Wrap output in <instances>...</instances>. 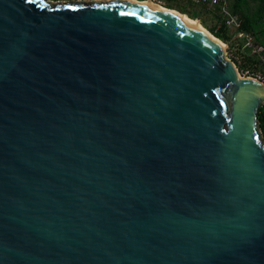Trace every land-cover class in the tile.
<instances>
[{
    "label": "water",
    "instance_id": "obj_1",
    "mask_svg": "<svg viewBox=\"0 0 264 264\" xmlns=\"http://www.w3.org/2000/svg\"><path fill=\"white\" fill-rule=\"evenodd\" d=\"M264 82L136 0H0V264H264Z\"/></svg>",
    "mask_w": 264,
    "mask_h": 264
},
{
    "label": "trees",
    "instance_id": "obj_2",
    "mask_svg": "<svg viewBox=\"0 0 264 264\" xmlns=\"http://www.w3.org/2000/svg\"><path fill=\"white\" fill-rule=\"evenodd\" d=\"M250 0H232L233 11L235 14H239L243 19V29L249 31L255 36L257 41H260L264 44V35L261 31H258V26L256 21L250 14L249 7ZM191 5L187 9H181L180 12L187 14L189 17L194 19H199L201 23L217 38L221 39L230 46V35L228 33L229 29L225 25V22L222 21L220 14L216 9L209 8L205 5H196L190 1ZM166 6V5H165ZM171 8L170 6H166ZM260 7L264 9V0H260ZM209 18H214L216 22H219L220 26L209 24ZM262 35V36H261ZM259 43V42H258ZM247 48V47H246ZM232 60L237 64L241 73L249 70V73L253 76H256L259 73V69H264V62L258 55L252 54L251 49L248 48L242 58L238 59L232 57ZM262 80V79H261ZM264 81V80H262ZM258 123L261 133L264 138V102L261 104L258 111Z\"/></svg>",
    "mask_w": 264,
    "mask_h": 264
},
{
    "label": "built area",
    "instance_id": "obj_3",
    "mask_svg": "<svg viewBox=\"0 0 264 264\" xmlns=\"http://www.w3.org/2000/svg\"><path fill=\"white\" fill-rule=\"evenodd\" d=\"M139 2L149 1L156 4H163V0H136ZM163 1V2H162ZM193 4L196 5H205L209 8L216 9L220 14L222 21L225 22V25L228 29L234 30V35L237 38H242L245 41V46L251 49L252 54L258 55L262 61H264V46L260 43H257L254 40V36L251 32L243 29V19L239 14H235L233 11L232 0H190ZM245 76H253L249 73V70H246L242 73ZM258 79H262L261 74H257Z\"/></svg>",
    "mask_w": 264,
    "mask_h": 264
},
{
    "label": "rangeland",
    "instance_id": "obj_4",
    "mask_svg": "<svg viewBox=\"0 0 264 264\" xmlns=\"http://www.w3.org/2000/svg\"><path fill=\"white\" fill-rule=\"evenodd\" d=\"M165 4H167V3L164 1L163 4H161V5L165 6ZM249 7H250V14L254 18V20L256 21V24L258 26V31L260 30L261 33L264 35V9H262L260 7V0H250ZM172 10H174L176 12H179V11H177L175 9H172ZM192 19H194V18H192ZM208 22H209V24H213V25L215 24V25H217V27L220 26L219 22H216V20L214 18H209V21ZM228 33L230 35V46H229V44H227V43H225L224 41L221 40L223 43L226 44L227 57L230 58V59H232L233 56L236 57V58H238V59L242 58V55L248 49V47L245 46V41L242 38L235 37L234 30L233 29H229ZM254 40L257 43L259 42L260 44H262L264 46L263 43H261L260 41H257L256 40L255 36H254ZM258 71H259V73L262 76V80H264V69H259Z\"/></svg>",
    "mask_w": 264,
    "mask_h": 264
},
{
    "label": "crops",
    "instance_id": "obj_5",
    "mask_svg": "<svg viewBox=\"0 0 264 264\" xmlns=\"http://www.w3.org/2000/svg\"><path fill=\"white\" fill-rule=\"evenodd\" d=\"M164 1L167 3V4H165L166 6L171 7L169 9H175L179 12L181 9H187L191 5L190 0H164ZM180 13H182V12H180ZM182 14H185V13H182Z\"/></svg>",
    "mask_w": 264,
    "mask_h": 264
},
{
    "label": "bare ground",
    "instance_id": "obj_6",
    "mask_svg": "<svg viewBox=\"0 0 264 264\" xmlns=\"http://www.w3.org/2000/svg\"><path fill=\"white\" fill-rule=\"evenodd\" d=\"M144 2H149V1H144ZM154 4L157 5V6H160V7L166 8V9H169V8L163 6V5L156 4V3H154ZM169 10H172V9H169ZM172 11H173L175 14H179V15L187 16L186 14H182V13L176 12V11H174V10H172ZM187 17H188L192 22H199V21H200L199 19H192V18L189 17V16H187ZM202 29H203L207 34H209V35H211V36H213V37H216V36L213 35L211 32H209V31L203 26V24H202ZM218 44H224V48H225V50H226V44L223 43V42L221 41V39H219V38H218Z\"/></svg>",
    "mask_w": 264,
    "mask_h": 264
},
{
    "label": "flooded vegetation",
    "instance_id": "obj_7",
    "mask_svg": "<svg viewBox=\"0 0 264 264\" xmlns=\"http://www.w3.org/2000/svg\"><path fill=\"white\" fill-rule=\"evenodd\" d=\"M54 2H61V1H71V0H52ZM74 1V0H72ZM80 1H87V2H92V1H98V0H80Z\"/></svg>",
    "mask_w": 264,
    "mask_h": 264
}]
</instances>
